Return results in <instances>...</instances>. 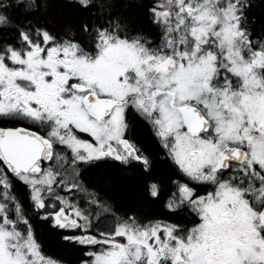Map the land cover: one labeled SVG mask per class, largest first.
<instances>
[{
	"label": "flooded vegetation",
	"instance_id": "flooded-vegetation-1",
	"mask_svg": "<svg viewBox=\"0 0 264 264\" xmlns=\"http://www.w3.org/2000/svg\"><path fill=\"white\" fill-rule=\"evenodd\" d=\"M65 1L98 7L99 0ZM41 2L0 0V35L7 33L0 36V264H264V86L257 97L236 96L248 76L230 66L219 86L235 96L183 100L185 137L177 139L160 125L159 113L142 112V30L126 35L118 19H104L83 42L72 29L57 32L14 17L16 9L36 12ZM104 41L134 43L135 69L120 61L109 77L98 75L86 63L101 61ZM209 104L233 108L234 115L218 121ZM184 106L200 110V128L186 123ZM134 117L149 126L177 170L168 194L161 195V182L147 183L167 215L144 218L122 209L86 178L88 169L104 164L122 174L152 169V157L132 133ZM2 130L20 134L10 140ZM175 214L188 220L170 218ZM38 221L57 229L81 258L67 261L48 251ZM131 233L139 245L131 244ZM118 250L126 255L115 259Z\"/></svg>",
	"mask_w": 264,
	"mask_h": 264
},
{
	"label": "trees",
	"instance_id": "trees-1",
	"mask_svg": "<svg viewBox=\"0 0 264 264\" xmlns=\"http://www.w3.org/2000/svg\"><path fill=\"white\" fill-rule=\"evenodd\" d=\"M209 4L215 9L213 16L221 18L216 26L221 23L233 21L231 27L241 36H247L251 41L253 48L264 51V0H209ZM166 3V6H163ZM170 0H99L98 7L89 4L83 7L74 2L65 0H42L40 8L33 13H27L22 9H16L14 17L18 21L42 22L47 23L57 32H66L68 29L74 30L80 36V40L85 41L86 35H92L96 23L100 20L118 19L119 26L124 34L130 35V32L137 33L142 30V44L149 52L158 50L166 35L164 26L175 22V17L179 12H185L184 5H192L197 10L200 0L179 1L178 6H168ZM169 8L173 12L170 18H162L157 11L161 7ZM187 16V15H186ZM101 26V25H100ZM230 26V25H229ZM102 27L107 28L102 25ZM3 33L0 36H6ZM137 38V37H136ZM164 45V44H163ZM221 48L217 49L218 51ZM243 49H250V42H246ZM216 50V51H217ZM168 54L173 53L167 48ZM255 52V51H252ZM248 56V54H247ZM218 73L213 82H220L222 72H230V64L216 62ZM133 135L138 139L142 146L147 150L153 159L152 169L149 172L138 170L130 174H122L120 168L114 164L97 165L88 169L86 178L88 181L114 198L120 208L130 211L141 212L142 217L149 218L158 215H167L163 209V198L152 199L148 195V180H156L162 183L161 195L168 194L172 189V179L177 176V170L172 163L164 157L163 150L152 135L149 126L137 117L133 119ZM139 166L137 165V169ZM20 191L25 194V189L19 186ZM178 222L187 221L185 216L179 214L172 215ZM38 230L41 231L46 240L48 251L57 255L64 254L67 261L76 262L81 258L80 252L60 240V233L57 229L49 226L48 222L38 221Z\"/></svg>",
	"mask_w": 264,
	"mask_h": 264
},
{
	"label": "rangeland",
	"instance_id": "rangeland-1",
	"mask_svg": "<svg viewBox=\"0 0 264 264\" xmlns=\"http://www.w3.org/2000/svg\"><path fill=\"white\" fill-rule=\"evenodd\" d=\"M168 6H178L180 0H170ZM199 9L189 12V19L186 13L179 12L176 14L175 22L164 26L166 38L164 45L148 53V48L142 44V112L159 113L160 125L166 129L174 131L177 139L184 138L182 133L179 106L183 100L191 97L199 99H209L219 101L235 95L230 94L221 88L214 81L218 73L216 62L229 63L235 71H243L248 77L242 78L241 84L244 83L242 91L236 96L242 98L257 97L259 90L264 86V77L261 73V66L264 64V52L253 48L251 41L247 36H241L234 28L231 27L233 21L220 24L214 14V8L209 4V0H200ZM161 6V4H159ZM163 10V11H161ZM191 10V8L189 9ZM168 13L166 8H159V15L165 18L163 13ZM171 15L173 12L170 11ZM170 18V14H167ZM222 22V21H219ZM250 42V49H243L246 42ZM134 43L126 41H104L101 49V61L97 64L87 62V65H94L98 75L105 78L110 76V70L113 71L120 61L135 69L138 65L139 51L134 47ZM221 48L219 51L217 49ZM167 48L173 51L172 56L166 52ZM217 50V51H216ZM258 53L255 61L250 59L253 52ZM248 54V56H247ZM170 61L175 63L174 72L163 75L159 73V67L166 65ZM261 68V69H260ZM136 71V70H135ZM152 83L159 88L161 97L157 101V111H152V100L158 94V90L151 87L148 94L147 89ZM255 87L252 89V86ZM256 101L263 102L260 97ZM245 104L253 101H244ZM211 117L221 121L226 115H234L233 108L228 111L220 110L217 105H208ZM238 112H240L238 110ZM257 113H261L257 110ZM236 120V118H233ZM176 145V144H174ZM129 240L132 245H139L140 241L131 233ZM142 241V239H141ZM144 242L142 241V245ZM134 248H138L135 246ZM139 250H135L137 255ZM143 252V251H142ZM126 255L125 250H118L113 253V257ZM154 255H147V260L154 258ZM104 257L100 256L98 262ZM8 263L7 261L3 262Z\"/></svg>",
	"mask_w": 264,
	"mask_h": 264
},
{
	"label": "water",
	"instance_id": "water-1",
	"mask_svg": "<svg viewBox=\"0 0 264 264\" xmlns=\"http://www.w3.org/2000/svg\"><path fill=\"white\" fill-rule=\"evenodd\" d=\"M172 68H173L172 63H169V64L161 67V69H163V70L172 69ZM183 111L185 112L186 123L188 122L190 124H194L196 126V128H200L198 126V123L200 122V116H202L201 113L199 112L200 110H198L195 107H185ZM191 114H196L195 118L191 119L193 122L188 120V116H190ZM203 119H205V118H203ZM1 133L4 137H6L10 140H12L16 135L20 134L16 130H2ZM35 160H36V162H39L37 159H35Z\"/></svg>",
	"mask_w": 264,
	"mask_h": 264
}]
</instances>
